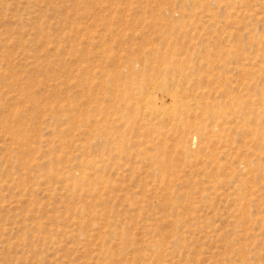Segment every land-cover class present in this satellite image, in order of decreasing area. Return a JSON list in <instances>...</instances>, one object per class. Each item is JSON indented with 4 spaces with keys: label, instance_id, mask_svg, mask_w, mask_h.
Returning a JSON list of instances; mask_svg holds the SVG:
<instances>
[{
    "label": "rangeland",
    "instance_id": "obj_1",
    "mask_svg": "<svg viewBox=\"0 0 264 264\" xmlns=\"http://www.w3.org/2000/svg\"><path fill=\"white\" fill-rule=\"evenodd\" d=\"M0 264H264V0H0Z\"/></svg>",
    "mask_w": 264,
    "mask_h": 264
}]
</instances>
